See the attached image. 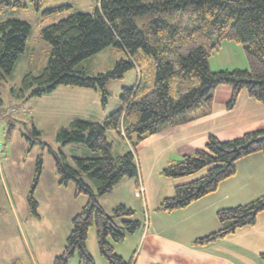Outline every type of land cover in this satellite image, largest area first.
<instances>
[{"label":"trees","instance_id":"obj_1","mask_svg":"<svg viewBox=\"0 0 264 264\" xmlns=\"http://www.w3.org/2000/svg\"><path fill=\"white\" fill-rule=\"evenodd\" d=\"M30 2L42 22L52 21L38 32V38L49 47V58L37 75L28 72L22 77L14 96L28 93L27 98L40 97L59 86L85 88L98 92L104 107L109 80H119L131 70L138 75L136 85L123 88L119 106L102 121L76 119L57 132L56 139L62 145L82 144L86 151L83 155L72 157L69 163L64 154L50 151L59 185L71 183L75 196H86L85 204L72 219L64 250L53 264H67L75 253L79 264H95L86 246L90 227L95 228L99 253L108 264H130L114 252L112 245L122 243L141 227V222L132 219L135 211L123 204L107 214L96 197L110 193L122 179L137 178L135 149L141 141L167 126L208 115L218 86L232 89L228 110L241 92L264 106V0H96L92 14L71 6L41 11L43 0ZM4 8L24 10L27 3L0 0V11ZM30 33L27 22H0V80L11 75ZM224 40L243 46L247 69H210L209 58ZM109 46L125 53L127 61H117L106 74L89 76L82 62ZM107 131L126 140L131 150L113 155ZM31 133L38 140L40 132L34 126ZM257 152L264 154V129L226 141L210 135L203 148L169 162L161 171L163 177L173 180L201 171L204 174L177 184L173 195L162 200L157 209L169 212L185 208L211 194L222 181L235 175L239 159ZM40 165L38 160L37 173ZM34 184L27 201L30 213L37 215ZM261 211L264 193L247 204L222 208L216 212L218 230L194 243L206 244L252 225ZM260 258L264 260V252Z\"/></svg>","mask_w":264,"mask_h":264},{"label":"rangeland","instance_id":"obj_2","mask_svg":"<svg viewBox=\"0 0 264 264\" xmlns=\"http://www.w3.org/2000/svg\"><path fill=\"white\" fill-rule=\"evenodd\" d=\"M25 1L27 8L24 10L4 8L0 11V22L17 19L31 26L25 52L20 55L11 75L0 80V99L2 100L0 140L5 148L2 158L4 163L0 166V211L3 215L0 228L7 234L6 238L10 239L5 238V240L2 236L0 255L4 257L0 263H6V256L10 258L9 264L12 259L15 264H34V261L36 264H53L54 258L64 250L73 217L80 212L86 202V196L83 194L74 195L71 183L68 187L58 184L54 158L50 152L57 155L64 154L67 161L71 163L72 157L81 156L86 151L82 150L84 149L82 144L62 145L57 141L56 134L61 128H68L76 119L102 121L119 106L123 88L136 85L138 75L135 70H131L125 72L119 80H109L105 85L108 94L104 107L101 104L100 94L85 88L59 86L50 94L40 97L27 98L28 93H25L24 97L14 96L18 93L22 77L28 72L37 75L46 66L49 58L47 43L38 38V32L43 27L40 13L33 9L30 0ZM58 6H71L84 13L92 14L95 12L96 0H43L41 11ZM65 16L66 13L57 18ZM184 19L186 20L185 17ZM127 59L125 53L117 52L114 47L109 46L92 58L83 61L81 65L89 76H95L106 74L113 69L117 61H127ZM209 66L212 71L247 69L243 46L235 41H221L209 58ZM32 126L40 132L38 140H35L37 136L31 133ZM106 136L112 144L113 155H122L128 149L131 150L130 144L128 145L127 141L119 137L117 133L107 131ZM38 160H41L39 173L36 172ZM245 160H253V175H259L260 179H264V154L257 152L239 159L236 163L237 172L241 167L240 164L246 162ZM203 174L204 171H201L185 179L190 181ZM35 178L37 180L34 184ZM33 184L37 215L30 213L27 201ZM217 188L211 193L212 200L217 202V205L209 212L214 219V225L218 227L216 211L244 205L261 196L256 194V196L237 197L233 194L229 182ZM121 197L128 198L118 187L103 196L104 207L102 208L107 214L110 215L112 208L120 205ZM96 198L98 202H101V198L98 196ZM140 211L137 205L136 214L132 219L139 217ZM146 221L147 218L144 220L145 224ZM86 246L95 264H108L99 253L94 227L88 230ZM112 246L116 249L114 250L116 254L121 251L126 256L129 253V256L125 258V261L129 263L132 252L128 250V242L124 241ZM79 263L77 253L67 262V264Z\"/></svg>","mask_w":264,"mask_h":264},{"label":"crops","instance_id":"obj_3","mask_svg":"<svg viewBox=\"0 0 264 264\" xmlns=\"http://www.w3.org/2000/svg\"><path fill=\"white\" fill-rule=\"evenodd\" d=\"M51 22L44 21L42 24L45 26ZM231 94L230 86H218L213 93L212 110L208 115L177 126H167L160 133L147 137L137 145V178L122 179L113 188L114 190L118 187L128 197H121L119 204L134 208L135 214L137 205L141 210L139 217L135 216L141 222V227L124 239L128 242L129 252H132L129 263L264 264V260L260 258V254L264 252V211L257 214L252 225L238 228L233 233L199 245L194 243L196 239L219 228L214 225V219L209 212L217 205V202L212 200V194L182 209L169 212L157 209L162 200L173 195L177 184L187 182V179L173 180L161 175V171L169 162L180 160L182 156L203 148L210 135L226 141L250 131L264 129V106L248 97L245 92H241L234 107L228 110L226 104ZM2 158L0 166L4 163ZM245 161L240 164L239 171H236L233 177L222 181L219 186L229 182L233 194L237 197L262 195L264 179L253 175V160ZM140 186L144 192L138 196ZM103 196L99 197L102 207ZM1 216L2 211L0 225ZM2 236L5 239L7 234L0 228V240H3ZM117 254L124 261L129 256V253L125 256L121 251ZM3 257L0 255V261ZM14 258L17 261L16 256ZM5 261V264H9L10 258L5 256ZM13 261L12 259L10 264H15Z\"/></svg>","mask_w":264,"mask_h":264},{"label":"built area","instance_id":"obj_4","mask_svg":"<svg viewBox=\"0 0 264 264\" xmlns=\"http://www.w3.org/2000/svg\"><path fill=\"white\" fill-rule=\"evenodd\" d=\"M3 152H4V144L0 140V159L2 158ZM143 192H144L143 187H141V186L138 187V196H140V194L143 193Z\"/></svg>","mask_w":264,"mask_h":264}]
</instances>
